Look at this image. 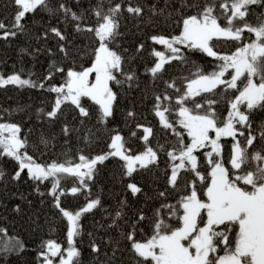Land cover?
<instances>
[{"label":"snow or ice","instance_id":"1","mask_svg":"<svg viewBox=\"0 0 264 264\" xmlns=\"http://www.w3.org/2000/svg\"><path fill=\"white\" fill-rule=\"evenodd\" d=\"M9 5L16 11L10 22L0 19V40L45 41L21 52L50 57L42 76L23 69L0 72V89L54 94L48 108L36 110L42 126L35 131L0 122V161L16 165L11 174L0 165V186L30 182L31 192L11 195L31 206L28 196L35 194L51 209L52 220L67 222L66 246L42 240L35 249L37 264H86L85 234L87 264H264V117L254 119L264 113V0H9ZM41 14L46 21L36 18ZM126 18L135 22L133 35H142L144 27L178 30L146 37L163 49L147 51L153 63L143 73L135 62L144 59L145 42L123 46L131 31H121ZM50 37L55 50L47 47ZM192 54L212 58L211 70L205 72ZM136 90L142 101H151L155 126L134 105L122 108ZM17 110L27 114L23 107ZM118 113L130 129L127 136L115 124ZM57 124L59 131H52ZM105 141L107 150L94 153ZM110 160L116 168L111 179L124 192L114 209L105 205L100 183ZM134 174L144 178L140 184L131 182ZM69 197L84 202L69 209ZM12 211L22 209L17 204ZM85 216L94 219L91 231L82 224ZM29 219L35 225L38 217ZM25 250L19 238L0 240V254Z\"/></svg>","mask_w":264,"mask_h":264},{"label":"trees","instance_id":"2","mask_svg":"<svg viewBox=\"0 0 264 264\" xmlns=\"http://www.w3.org/2000/svg\"><path fill=\"white\" fill-rule=\"evenodd\" d=\"M95 3V0H92ZM135 3L136 0H133ZM145 3L151 4L154 0H144ZM9 5V0H0V19L5 20L6 23L11 21V14L16 11L14 6ZM85 6H87L85 4ZM37 19L43 18L45 21L47 20L46 14H41L36 17ZM26 19L31 22V16L26 17ZM94 22V21H92ZM53 24L56 23L55 20L52 21ZM127 29L123 28L121 31H128V35L124 38V47L135 48L136 44L145 42V54L143 60H137L135 62L136 69L139 73H143L145 66L150 67L153 63V59L148 56L146 53L150 50L151 47H156L158 50H162L163 46L152 45L151 41H146V37L149 35H153L156 33H162L164 35L176 34L178 30L164 28L162 26H157L155 29L152 27H144L142 35H133L136 32V29L133 28L134 21L128 20L126 18ZM34 31L39 32V29H34ZM71 31V29H69ZM45 44V41H40L39 44L35 40H26L25 37L19 36L16 39L9 40H0V72L5 75L11 74L13 72H18L21 69L24 70V73L35 72L38 75L42 76L45 72V69L48 67L50 62V57L46 54L38 55L35 59L27 53L21 52L22 48H30L34 49L36 47H42ZM47 47L53 48L55 50L56 40L54 37H50L47 42ZM235 45L232 42H229L228 51L234 50ZM224 50V49H221ZM191 59L197 64L202 65L205 72L211 70L212 58L206 57L203 54H192ZM183 75H187V71L182 73ZM25 78L27 76L25 75ZM141 80L144 83H147L148 77L142 75ZM61 82L60 78L56 79V83L59 84ZM54 94L44 93L42 91H37L35 89H17L13 86H7L3 89H0V116L3 117V121L0 122H14L23 124L25 130L29 127L36 129L40 128L42 125L37 121L35 112L39 107L48 108V101L52 99ZM43 101V103H42ZM90 103V102H89ZM135 106V111L139 113H144L148 116V120L152 122V125H156L157 121L151 115H149V110L151 106V101H142L140 98V92L138 90L133 91L131 95L123 99L121 102V106L124 109L131 108ZM18 107H23L27 110V114L25 112L18 111ZM218 110L222 113L226 114V109L224 105H218ZM3 109L10 110V115L4 111ZM90 111L95 112V106L90 108ZM28 116H31L32 119H28ZM264 117V113L259 114L254 117V119L259 120ZM148 121L144 119H140L139 123L146 124ZM94 123V121H93ZM131 123V121H130ZM115 124L121 128V131L125 136L128 135L130 129L125 128L123 125L122 116L118 113L115 118ZM134 127V125H133ZM52 131H59V124L55 125ZM154 131L156 128L154 127ZM141 131H137V135L139 136ZM75 140H73V144H75ZM133 143L137 148L140 147V142L133 140ZM227 143H231V139L228 138ZM107 150V142H101L96 145L93 149L94 153H99L101 151ZM59 152V149L57 150ZM227 152V149H226ZM52 156V153H49L48 156H45L44 159H48ZM54 158V157H53ZM0 165L4 167V169L9 173H13L16 170V165L14 162L10 161L8 158H4L0 161ZM116 171L114 161H107L106 167H103L100 177V183L104 186V203L106 206L114 209L116 206V201L119 200L123 195L122 186L118 183H114L111 179V173ZM144 179L142 176H137L134 174V178L131 182H136L140 184L141 180ZM130 182L129 180H125V183ZM163 187V184H161ZM111 189V191H109ZM147 190V188H146ZM21 192V193H29L31 192V183H20L17 186H13L11 184L8 185L7 189H4L0 186V227L6 229V235L0 236V240H3L5 243H8L11 238H19L20 241L26 246L24 252L17 255L15 252L8 254H0V264H37V249L38 245L42 240H54L62 245L66 246V232H67V222L64 219L52 220V211L49 209L47 204H40V197L35 194L29 195L28 199L32 201L31 206L18 197H14L11 195L13 192ZM128 198L131 201V194L128 193ZM82 198H72L69 197L65 201V205L69 209H75L79 205L83 204ZM140 199L138 198L137 202L133 204V207H137ZM169 202L174 203V200H170ZM19 204L22 211L20 213H16L12 211L15 205ZM157 206V202H154L153 205H150L146 211L148 214H151V208ZM101 213L97 211L95 215V219L100 218ZM32 217L36 219L38 217L37 223L34 225ZM52 222V230L49 231L50 225L48 221ZM94 223V219L92 216H85L82 219V224L86 231H91L92 224ZM146 229V233H147ZM143 239L144 237H138ZM84 240V259L87 264V259L89 255V249L87 248L88 237L85 234L82 238ZM220 254H223L222 251Z\"/></svg>","mask_w":264,"mask_h":264}]
</instances>
